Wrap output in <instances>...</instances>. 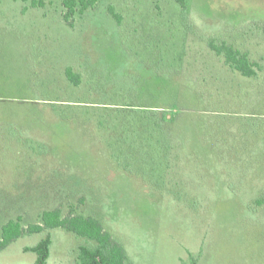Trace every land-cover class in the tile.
I'll use <instances>...</instances> for the list:
<instances>
[{"label":"rangeland","instance_id":"374dc122","mask_svg":"<svg viewBox=\"0 0 264 264\" xmlns=\"http://www.w3.org/2000/svg\"><path fill=\"white\" fill-rule=\"evenodd\" d=\"M44 1L0 3V239L61 207L99 219L125 264H264V73L208 47L264 66V0H101L74 28ZM154 112H179L168 162ZM48 236L47 264H77L88 243L27 235L0 264H36Z\"/></svg>","mask_w":264,"mask_h":264},{"label":"trees","instance_id":"16d2710c","mask_svg":"<svg viewBox=\"0 0 264 264\" xmlns=\"http://www.w3.org/2000/svg\"><path fill=\"white\" fill-rule=\"evenodd\" d=\"M3 0H0V3ZM29 2L31 8H43L46 6L44 0H14ZM101 0H63V21L71 28L75 27V16H83L87 11L93 9ZM182 7V11H186L185 0H177ZM114 17L120 23V16L113 12ZM209 49L215 55L221 58L224 65L231 71L241 74L245 78L258 80L259 76L264 73L262 63L254 60L251 54L247 51H242L241 48L222 39H212L208 41ZM68 80L75 86L81 84V77L74 73L71 68L66 70ZM158 112L152 114L153 119L157 122V126L167 135V146L165 159L173 155V134L178 123V114H170L163 112L157 115ZM177 138L175 137V140ZM169 165V163H168ZM41 224H34L28 227L22 225V219L11 220L4 225L2 236L0 239V251L5 250L19 238L27 235L47 232L53 229H65L68 232L75 234L88 241L86 246L79 249L77 264H125L126 253L123 246L118 242L109 231L104 228L103 223L94 217H85L84 215L76 214L73 211L64 216L61 207L51 211L44 212L41 216ZM51 245L50 237L48 236L36 247L30 249L37 253L38 261L36 264H47L49 257V249Z\"/></svg>","mask_w":264,"mask_h":264}]
</instances>
